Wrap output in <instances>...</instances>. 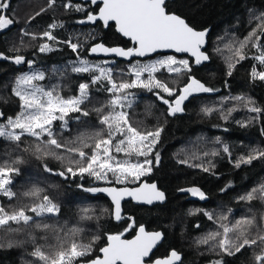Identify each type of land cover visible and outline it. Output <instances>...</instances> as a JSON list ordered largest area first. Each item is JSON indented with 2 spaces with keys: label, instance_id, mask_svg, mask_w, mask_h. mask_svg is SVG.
<instances>
[{
  "label": "trees",
  "instance_id": "trees-1",
  "mask_svg": "<svg viewBox=\"0 0 264 264\" xmlns=\"http://www.w3.org/2000/svg\"><path fill=\"white\" fill-rule=\"evenodd\" d=\"M67 1L56 0L53 8L48 9V0H11L6 14L17 22L9 29L0 32V52L7 56L19 54L26 60H34L35 65L46 73V87L58 84L60 86L58 90L64 98L77 95L78 85L89 82L90 76L68 71V61L74 57V52L63 43L48 41L55 50L47 53L39 52V46L45 42L39 34L48 30L51 22L60 21L63 24V28L53 30V35L58 40L64 41L72 36L73 42L85 44V52L97 40L107 44L122 42L111 29L101 31L102 35L99 33L95 36L88 27L81 26L77 23L80 13L63 7ZM167 3L170 12L183 17L193 28L210 27L206 47L210 60L202 66L195 67L189 59L192 66L191 73L177 77L167 72H159L156 74L157 79L179 90L188 82L190 75L207 87L215 89L213 92L189 97L184 102V111L174 116L168 115L167 105L149 92L140 94L133 109L130 110L133 126L139 130L163 129L155 149L160 153V164L153 166L151 174L141 180L156 181L159 188L167 193V201L157 208L126 204L125 211L133 216L132 219L115 221L111 218L109 201L101 194L84 190L101 184H95L94 179L87 174L82 179L79 177L65 179L55 174L56 171H62L68 166L75 168L77 165L72 161H79L78 155H69L63 149H59L55 151L65 157L62 161L51 156L37 159L34 154V138L25 135L19 147L16 143L0 139V165L5 161L11 164L18 157L23 160L22 164L15 165L21 169L20 175L14 177L12 186L17 197L9 201L0 196V204H3L9 212L31 206L38 200L25 197L23 193L32 185H38L44 189L42 195H48L61 207L58 217L44 219V223L54 226L47 232L34 226L23 228L18 233L0 230V245H3L0 247V264H37L36 258L30 255L34 248L40 246L46 253L50 252L52 249L49 246L56 244V235L63 236L74 227L83 230L75 237L78 242L92 244V253L80 258V262L89 261L98 255L107 235L123 232V237H130L142 224L146 228H159L163 231L164 239L160 249L175 248L183 252V259L179 264H212L213 261L221 258L224 264H256L254 257L260 254L261 247L264 246L246 247L234 256L222 255L218 249L214 251L213 244L196 250L194 246L199 247L202 244L198 241L203 231L209 225L218 227V224L209 221L203 211H192V209L198 208L216 215L228 214V210L231 209L232 212L228 214L230 223L241 217L255 216L253 214L255 208L264 209V200L255 199L248 202L238 199L264 183V160H254L250 165L235 167L236 161L241 156H247L253 149L264 150V134L261 131L264 129V113H261L258 120L249 126L237 123L257 116L248 111L253 105L247 104V101L251 100L254 106L264 109V81L258 77L253 79L251 75L253 67L257 72L264 69L251 58L256 54V49L251 47V44L244 52L248 58L236 64L232 75L227 74L228 64L235 63L234 52L228 46L234 38L243 40L257 27L259 21L255 17L264 13V0H171ZM41 8L47 10L36 16ZM30 17L34 19L29 20ZM21 29L35 33L37 39L33 40L30 36L22 35ZM84 32L92 35L83 36ZM14 48L19 51H10ZM217 48L220 49L219 52L216 51ZM112 67L114 78L117 80L121 77L116 76V72L121 69L127 72L124 62L116 60ZM22 69H24L23 64L17 66L11 62L0 61V108L6 117H14L19 112L20 102L13 94L12 88L18 72ZM62 72H66L63 77L60 75ZM123 79L129 77L125 75ZM164 95L165 98H169L167 94ZM236 97H243L244 100L237 101L234 99ZM109 98V94L103 90L91 89L90 100L82 106L90 112L89 117H82L81 121H70V130L58 135L57 139L67 147L80 148L81 144L77 137L83 134L84 142L93 144L95 138L90 139V137H94V133L101 130L94 110L105 105ZM206 107L223 108L225 114L230 108L237 110L228 120H224L219 112L206 116L202 112ZM107 110L105 108L102 114H106ZM54 128L56 132H60L58 122L54 123ZM217 140L220 144L216 143ZM222 145L229 146L230 156L223 152ZM25 148L28 150L23 151ZM83 150L91 154L90 149ZM212 151L219 152V155L203 156L204 152ZM194 156L197 158L194 159ZM149 158L154 160V156ZM184 159L189 160L190 163L203 164L204 167H209L210 171L204 172L202 168L178 163L179 160ZM44 164L54 171L45 172ZM85 164L86 161H80V166ZM78 185H83V188ZM228 185L230 187L221 191ZM191 187L200 188L207 199L195 201L184 199L183 195L177 194L178 189ZM83 209L90 211L85 214L82 212ZM190 212L195 214H189ZM82 215H89L92 218L81 219ZM255 218L258 227L264 225L261 217L255 216ZM133 221L136 228L125 232V228ZM258 234L257 227H253L250 229L249 238H254ZM30 236L35 237V244L31 243ZM93 237L99 239L93 243ZM9 243L14 246L8 247Z\"/></svg>",
  "mask_w": 264,
  "mask_h": 264
},
{
  "label": "snow or ice",
  "instance_id": "snow-or-ice-1",
  "mask_svg": "<svg viewBox=\"0 0 264 264\" xmlns=\"http://www.w3.org/2000/svg\"><path fill=\"white\" fill-rule=\"evenodd\" d=\"M56 0H48V9L53 8ZM90 3L96 5L98 0H90ZM102 7L96 14L87 12L83 19L77 21L79 24H95L102 21L105 26L110 21H114L119 33L124 37L130 38L134 42V47L127 49L122 47H107L103 43H96L91 46L88 51L90 54H114L117 57L129 58V67L127 72L121 69L115 73L121 77L117 80L114 78L113 67L110 65L112 61L103 60L93 63L87 58L79 55L82 49L80 43H74L73 37L69 36L67 40L60 41L53 35V30L63 28V24L55 22L48 26V30L40 33V38L45 42L39 46L40 53L54 51L48 41L53 43H63L67 45L77 55V59L71 62L68 71L77 74H89V82H82L78 85V94L70 98H64L59 92V85L45 86L43 82L46 79V73L39 69L31 72L21 73L14 81L12 89L13 94L20 101V111L14 117H4V113L0 112V139L17 144L27 135L34 138V154L37 159L45 157H53L56 160H64L65 157L58 155L55 150L63 149L69 155H78L79 161H72L77 166L66 167L62 171H56L55 174L68 178H83L85 174L94 177L97 181H109V175L113 177L110 183L125 184L129 181H140L141 177L151 174L153 166H158L161 161L160 153L155 151L160 141L162 128L154 131H141L133 126L130 117V110L136 103L135 90H144L154 94L159 101L167 105L168 115L174 116L184 111V102L194 94L213 92L215 89L207 87L200 80L193 76H188V82L179 90L169 87L167 83L157 79L156 74L165 69L167 73L174 74L177 77L186 73H191L192 66L189 59H177L174 55H167L163 58L150 60L147 63L136 61L132 63L131 58L145 57L151 53H157L158 50L172 49L177 53H190L194 58L195 65H200L209 60V56L202 49L206 44V38L209 34L208 29L197 31L186 22L180 15L170 12L169 5L166 0H99ZM11 5V0H0V32L7 30L17 21L6 13ZM63 7L75 12H85L82 4H73L72 0ZM47 9L41 8L36 13L39 16ZM34 19L30 17L29 20ZM259 23L243 40H236L228 46L234 52L235 63L228 64V75H232L236 64L245 60L244 52L251 44V47L257 49L258 54L251 57L252 59L264 65V13L255 17ZM24 36H30L31 39H37L35 33H29L25 29H21ZM92 35L91 33L89 34ZM223 39V38H221ZM238 45V46H234ZM10 51L18 52V49ZM220 51L219 48L216 49ZM0 59L10 60L16 65L27 64L30 68L35 64L34 60H26L23 55L7 56L0 52ZM231 59V58H230ZM146 74V78H145ZM61 77L66 75L62 72ZM127 75L129 79H123ZM253 79L259 78L264 81V71L257 72L253 67L251 73ZM98 86V87H97ZM96 88L98 91L103 90L109 94V99L101 108H97L96 112L101 126V130L94 133L93 144L84 142L83 134L77 137L81 147H67L57 139L58 135L70 130V121H81L82 117H89L90 112L82 107L85 102L90 100L91 89ZM175 97L174 99L165 98ZM237 101H243V97L234 98ZM247 104L253 106L248 111L257 114L251 120L240 122L242 126H249L255 123L259 115L264 113V109L254 106V102L249 100ZM107 108V113H104ZM235 108H230L225 114L224 109H216L206 107L202 112L206 116H210L215 112H219L221 118L228 120ZM59 122L60 132H56L54 123ZM264 134V129L261 130ZM220 144V141H216ZM90 149V153L83 149ZM25 148L23 151H27ZM224 153L231 155L228 145H222ZM116 154H123L125 159L117 158ZM217 156L219 152H204L203 156ZM154 156V160L149 158ZM133 157L137 158L133 162ZM139 158H143L140 160ZM196 159L197 157H193ZM254 160H264V150L253 149L247 156H241L235 163V167L241 165H250ZM80 161H86L84 166H80ZM23 160L17 158L9 164L5 161L0 165V196L7 198L9 201L17 197V193L13 191L14 177L20 175L21 169L15 165L22 164ZM180 164H187L189 167L202 168L204 172H209V167L203 164L190 163L189 160H179ZM45 172L52 173L54 170L49 168L47 164L43 165ZM83 188V185H78ZM221 189V191H225ZM89 193H107L113 203V211L111 215L116 221L124 219L122 216L121 201L124 197H132L134 200L146 203L148 205L154 202H162L165 194L157 188L155 183L143 182L139 187H89L84 189ZM187 192L193 197L201 200L206 199L205 193L198 187L188 189H180ZM44 189L38 185L32 187L23 193L25 197L38 200L31 206L20 207L17 210L9 212L3 204H0V230H6L9 233H18L23 228L34 226L36 229L47 232L53 228V225L44 223L45 218H55L61 213V207L54 202L48 195H42ZM240 201L251 202L255 199L264 200V183L251 189L248 193L238 198ZM89 209H83L85 214ZM107 211V210H105ZM203 211V214L209 221L218 224V230L208 233L201 238L198 243L208 244L213 242V250H219L222 255L234 256L240 253L246 247L264 246V225L257 226L255 216H245L234 223L229 222V215L232 210H228V214L216 215L212 212ZM31 213V214H29ZM189 214H195L190 212ZM89 215H82L81 219H91ZM264 221V217L261 218ZM16 225V227H13ZM199 227V226H197ZM257 227L259 233L254 238H249L250 229ZM136 228L133 221L125 228V232ZM83 230L80 228H72L63 236L56 235V244L49 246L52 250L45 252L42 247L36 246L31 256L36 258L37 264H81L80 258L88 256L92 253V244H83L78 242L75 237ZM124 233L107 235V244L99 249L102 256H96L94 259L87 261V264H145L146 258L150 257V253L156 247L158 242L163 238L160 231H146L143 225L138 227L137 233L132 239H124ZM99 237H93V243ZM31 243L35 244L34 236H30ZM3 245H0L2 247ZM13 247L12 243L7 245ZM181 259L180 254L172 250L170 255L165 259H157L154 264H175ZM256 264H264V247H261L260 254L254 257ZM212 264H224L223 259L215 260Z\"/></svg>",
  "mask_w": 264,
  "mask_h": 264
},
{
  "label": "water",
  "instance_id": "water-1",
  "mask_svg": "<svg viewBox=\"0 0 264 264\" xmlns=\"http://www.w3.org/2000/svg\"><path fill=\"white\" fill-rule=\"evenodd\" d=\"M73 1H79V2H84V3H86V2H90V0H73ZM168 1H171V0H166V2H168ZM98 3H99V0H98ZM100 7H102V3H100ZM98 11H99V8H98V10H97V12L96 13H98ZM96 13H94V14H96ZM176 14V13H175ZM178 15V14H177ZM183 18V17H182ZM99 22H101L102 24H103V22L102 21H99ZM187 22V21H186ZM109 23H113L114 24V29H115V31H116V33L120 36V37H122L123 39H125V40H129L132 44H134V42L133 41H131L130 40V38H128V37H124L121 33H119L118 32V30H117V28H116V25H115V22L114 21H110ZM91 23H87V24H83V25H90ZM103 26L105 27V25L103 24ZM190 26V25H189ZM192 27V26H191ZM193 28V27H192ZM195 29V28H194ZM204 29H208L209 30V33H210V27H206V28H202V29H195V30H197V31H202V30H204ZM208 36H209V34H208ZM208 36H207V38H206V41L208 42ZM207 42H206V44H205V46H204V48L202 49L203 51H205L206 53H207V51H206V47H207ZM97 43H102V42H97ZM94 44H96V43H94ZM94 44H92L91 46H93ZM104 44V43H103ZM105 46H107V47H122V46H119V45H113V46H108V45H106V44H104ZM90 46V47H91ZM135 46V45H134ZM122 48H124V47H122ZM125 49H127V48H125ZM88 56L89 57H91V58H112V59H115V60H118V61H122V62H129V58H122V57H117V56H115L114 54H108V55H106V54H103V53H98V54H90L89 53V51H88ZM157 54H173V55H176V56H186V57H188L189 59H191V61H192V64H193V66H195V67H199V66H202L203 64H205V63H208L209 62V60L208 61H205V62H203L202 64H200V65H195V63H194V58H192L191 57V54L190 53H177V52H175L174 50H172V49H163V50H158V52L157 53H151V54H149V55H147V56H145V57H134V58H131V60H133V59H146V58H149V57H152V56H155V55H157ZM207 55H208V53H207ZM209 56V55H208ZM0 61H5V62H11L10 60H4V59H0ZM11 63H13V62H11ZM0 112H3V110L0 108ZM4 117H6L5 116V114H4ZM143 182H147V183H155L156 185H157V188L160 190V191H162L164 194H165V199H164V201H162V202H154L153 204H151V205H148V204H146V203H143V202H139V201H136V200H134L132 197H124L123 198V200L121 201V208H122V216L124 217V219L125 218H127L128 217V215L124 212V208H123V204L125 203V202H127V201H130L132 204H134V205H138V206H145V207H150V206H153V205H157V204H159V205H162V204H164L166 201H167V194H166V192L164 191V190H162L161 188H159V186H158V184H157V182L156 181H149V180H146V179H143V180H141V181H139L137 184H134V185H117V184H103V185H98V186H95V187H113V186H115V187H129V188H134V187H139V185L141 184V183H143ZM180 189H186V188H180ZM180 189L178 190V193L179 194H183V193H185V192H183V191H180ZM97 194H101V195H103L108 201H109V203H110V206H111V213H112V211H113V203H112V200H111V197L107 194V193H97ZM206 196V195H205ZM189 197L190 198H193V196H191V194L189 195ZM206 199H207V196H206ZM206 199H203L202 201H205ZM111 218L113 219V220H115L114 219V217L111 215ZM123 220V219H122ZM122 220H120V221H122ZM116 221V220H115ZM120 221H118V222H120ZM145 227V226H144ZM145 229H146V227H145ZM137 230H138V227H137V229H136V231H135V234L133 235V236H131V237H129V238H127V237H123L124 239H132V238H134V236L136 235V233H137ZM146 231H149V232H152V231H160V232H162L161 230H148V229H146ZM163 239H164V235H163V238H162V240L160 241V242H158V244L156 245V247L152 250V252L151 253H153V251L162 243V241H163ZM106 244H107V238L105 239V243H104V245L102 246V247H105L106 246ZM101 247V248H102ZM172 250H174V249H172ZM171 250V251H172ZM171 251L168 253V255H166V256H164V257H160V258H156V259H153L152 261H147L149 258H146V261H145V264H154V261L155 260H157V259H165V258H167L169 255H170V253H171ZM175 251H177V250H175ZM178 252V251H177ZM151 253H150V256H151ZM179 253V252H178ZM180 254V253H179ZM103 254L102 253H100V251L98 252V255L97 256H102ZM180 257H181V255H180ZM94 259V258H93ZM181 261V259L179 260V261H176L175 262V264H178L179 262ZM81 264H87V261H85V262H81Z\"/></svg>",
  "mask_w": 264,
  "mask_h": 264
},
{
  "label": "rangeland",
  "instance_id": "rangeland-1",
  "mask_svg": "<svg viewBox=\"0 0 264 264\" xmlns=\"http://www.w3.org/2000/svg\"><path fill=\"white\" fill-rule=\"evenodd\" d=\"M67 3H68V1H67ZM72 3L73 4H80V3H76V2H73L72 1ZM83 7L86 9L87 8V6L86 5H83ZM90 31V30H89ZM88 34H90L89 32H84V35L83 36H85V35H88ZM74 43H76V42H74ZM81 45H82V49H80L79 50V55L81 56V57H84V58H87L89 61H92L93 63H95V62H99V61H103V60H110V61H112V64L110 65L111 67L113 66V64L115 63V59H112V58H91V57H89L87 54H86V52L84 51V49H85V44H83V43H80ZM255 55H257L258 54V52H257V49L255 50ZM167 55H173V54H157V55H155V56H152V57H149V58H146V59H136V60H133L132 61V63H135L137 60L138 61H140L141 63H147V62H149L150 60H156V59H160V58H163L164 56H167ZM174 56H176V55H174ZM176 58L179 60V59H189V58H187L186 56H176ZM77 59V55H76V53H74V57L73 58H71L69 61H68V67L70 68V65H71V62L72 61H74V60H76ZM258 62V61H257ZM190 64H191V61H190ZM258 64H259V62H258ZM24 65V69H22V70H20L19 72H18V74H17V76H19L21 73H25V72H31V71H33V70H35V69H39V70H41L38 66H36L35 64L30 68L26 63L25 64H23ZM259 65H261V64H259ZM125 67H126V70L128 69V67H129V62H127V63H125ZM261 68H263L264 69V65H261ZM42 71V70H41ZM113 71H114V69H113ZM160 72H167L165 69H161V71ZM90 76V75H89ZM145 78H146V74H145ZM46 80L47 79H45L43 82H41V83H43L45 86H46ZM14 87V86H13ZM183 87V86H182ZM181 87V88H182ZM13 89V88H12ZM133 91H135L136 92V100L139 98V96H140V94H142V93H144V92H147V91H144V90H133ZM13 92V91H12ZM20 102V101H19ZM19 111H20V108H19ZM6 118V117H5ZM0 122H2V121H0ZM59 123V122H58ZM117 155V158L118 159H121V160H123V159H125L126 157H124L123 156V154H116ZM133 159V162H135V160L137 159V158H135V157H133L132 158ZM140 160H142L143 158H139ZM93 179H94V177H92ZM143 177H141V179H142ZM113 180V177L111 176V174L109 175V181H97V180H95L94 179V183L95 184H101V185H103V184H109L110 183V181H112ZM139 181H136V182H131V181H129V182H127V183H125V184H117V185H134V184H136V183H138ZM115 184V183H114ZM257 202V201H256ZM255 202V203H256ZM258 202H260V201H258ZM261 203V202H260ZM197 210H199L198 208L197 209H192V211H197ZM191 211V210H190ZM223 214H227V213H223ZM253 214L256 216V217H264V209H262L261 207H258V208H255L254 210H253ZM216 225V224H215ZM218 230V227H213L212 225H209V227H207L206 228V230H204L203 231V233H202V236H200L199 237V239H201V238H203V237H205L208 233H211V232H215V231H217ZM211 244H213V242L212 241H209V243L208 244H201L199 247H196V246H194V248L196 249V250H198V249H201V248H207L208 246H210ZM189 251V250H188ZM207 264V263H206Z\"/></svg>",
  "mask_w": 264,
  "mask_h": 264
},
{
  "label": "flooded vegetation",
  "instance_id": "flooded-vegetation-1",
  "mask_svg": "<svg viewBox=\"0 0 264 264\" xmlns=\"http://www.w3.org/2000/svg\"><path fill=\"white\" fill-rule=\"evenodd\" d=\"M73 1V0H72ZM73 2H76V3H80V4H82V5H86L87 6V8L85 9V12H78V13H80V16H79V18H78V20H80V19H83L84 17H85V15L87 14V12H92L93 14L94 13H96L97 12V10H98V8L100 7V3H97L96 5H93V4H91L90 2H86V3H84V2H79V1H73ZM92 9V11H90ZM51 23H53V22H51ZM55 23H57V24H60L61 22L60 21H56ZM81 26H85V27H88L89 28V30H90V32H94L93 34L96 36H98V34L100 33V35H102V33H101V31H107L108 29H111V30H113L114 32H115V35L120 39V40H122V42H114V43H109V44H107V43H105V42H103V41H100V40H97V41H95V42H93L92 44H94V43H97V42H102V43H104V44H106V45H108V46H113V45H119V46H122V47H124V48H129V47H134V44H132L129 40H125V39H123L122 37H120L117 33H116V31H115V29H114V24L113 23H109L107 26H103V24L101 23V22H96L95 24H90V25H83V24H80ZM99 27H100V30H99ZM91 44V45H92ZM90 45V46H91ZM90 46L88 47V49L90 48ZM88 49L86 50V54L88 53ZM88 55V54H87ZM133 60H136V59H133ZM132 60V61H133ZM118 61V60H117ZM120 62H122V61H120ZM124 63H127V62H124ZM12 64H14V63H12ZM14 65H16V64H14ZM17 66H19V65H17ZM147 180V179H146ZM141 181V180H140ZM149 181H151V180H149ZM137 184V183H136ZM187 189V188H186ZM179 190V189H178ZM167 194V193H166ZM177 194L178 195H183L184 197V199H189V200H195V201H200L201 199H199V198H197V197H193V198H190L189 197V193H187V192H185V193H183V194H179L178 193V191H177ZM126 204H131V205H134V204H132L130 201H127V202H125L124 204H123V208H124V212L128 215V217L127 218H125V219H132V217L133 216H131L130 214H128L126 211H125V205ZM163 205V204H162ZM135 206H138V205H135ZM157 206H159V204H157V205H153V206H150V207H146V208H152V207H155V208H157ZM145 207V206H144ZM124 220V219H123ZM143 226H144V224H142ZM139 227V226H138ZM146 229H148V230H161V229H159V228H146ZM135 231H136V229H135ZM162 231V230H161ZM162 233H163V231H162ZM134 234H135V232H134ZM134 234H132L131 236H133ZM130 236V237H131ZM127 238H129V237H127ZM161 245V244H160ZM160 245L153 251V253H151V256H150V258L147 260V261H152L153 259H156V258H160V257H164V256H166V255H168V253L172 250V249H174V250H177L179 253H180V255H181V261H182V259H183V252L182 251H180V250H178V249H175V248H169V249H166V250H164V249H160L159 247H160ZM99 252V251H98ZM180 261V262H181ZM179 262V263H180ZM178 263V264H179Z\"/></svg>",
  "mask_w": 264,
  "mask_h": 264
}]
</instances>
